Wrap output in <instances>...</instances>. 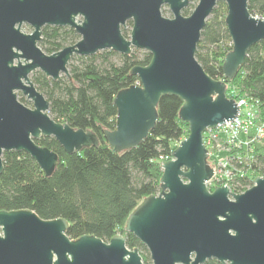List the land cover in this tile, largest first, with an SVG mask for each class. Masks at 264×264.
Masks as SVG:
<instances>
[{
    "label": "water",
    "instance_id": "95a60500",
    "mask_svg": "<svg viewBox=\"0 0 264 264\" xmlns=\"http://www.w3.org/2000/svg\"><path fill=\"white\" fill-rule=\"evenodd\" d=\"M218 1L227 7L225 25L232 48L223 60L224 79L206 73L195 57L206 20ZM249 0H0V174L4 151L29 154L44 174L58 163L55 152L37 143L53 136L67 153L97 144L89 129L73 128L49 114V101L29 74L40 70L57 80L69 77L73 55L104 49L150 52L146 65L130 73L139 83L113 98L116 124L104 130L108 145L123 151L138 145L158 119L156 106L166 94L182 100L179 118L188 135L161 164L160 190L143 198L126 219L125 230L149 252L152 264H264V176L241 193L223 186L210 191L212 175L203 135L238 113L226 96V82L243 65L248 49L264 39V19L248 9ZM167 6L172 16L162 14ZM132 23L126 37L122 28ZM31 27L30 32L22 25ZM44 25L68 26L79 35L71 45L45 53L38 45ZM18 92L32 102L27 106ZM229 195L232 198H229ZM64 218L43 219L31 209H0V264H145L121 234L108 242L90 235L71 239Z\"/></svg>",
    "mask_w": 264,
    "mask_h": 264
},
{
    "label": "trees",
    "instance_id": "16d2710c",
    "mask_svg": "<svg viewBox=\"0 0 264 264\" xmlns=\"http://www.w3.org/2000/svg\"><path fill=\"white\" fill-rule=\"evenodd\" d=\"M248 9L253 15L264 17V0H249ZM189 13L188 9L183 10L184 15ZM226 13L225 2L218 1L201 31L195 52L206 73L221 80L224 56L232 48ZM122 32L128 37L123 28ZM79 38L71 27L44 25L38 45L50 54ZM114 56L118 60H113ZM150 59V52L142 49H133L130 54L104 49L89 56L73 55L68 63L69 77L53 80L40 70L34 71L31 80L49 101L51 117L75 129L91 130L98 143L67 153L53 136L40 137L37 143L55 152L58 158L48 175L26 152L4 151L0 209H31L43 219L64 218L68 222L65 232L73 240L90 235L108 242L121 234L128 248L138 249L143 262L152 264L147 248L125 230V223L143 198L159 192L160 156L170 159L177 144L188 135V124L178 115L182 100L177 95H163L156 106L158 119L154 127L135 147L115 151L104 136V130L115 128L114 96L139 83L138 76L130 70L134 65L148 64ZM230 83L240 93L259 99L264 118V39L248 49ZM19 99L22 101V97ZM254 168L253 178L264 176V146L257 148ZM203 264L220 263L210 258Z\"/></svg>",
    "mask_w": 264,
    "mask_h": 264
},
{
    "label": "built area",
    "instance_id": "2783aa9c",
    "mask_svg": "<svg viewBox=\"0 0 264 264\" xmlns=\"http://www.w3.org/2000/svg\"><path fill=\"white\" fill-rule=\"evenodd\" d=\"M226 96L237 103L239 110L232 121L228 119L204 132L207 162L213 172L205 183L210 191L225 185L230 192L241 193L254 183L257 148L264 146V118L259 99L240 93L230 81L226 82ZM160 159L162 164L168 157Z\"/></svg>",
    "mask_w": 264,
    "mask_h": 264
},
{
    "label": "rangeland",
    "instance_id": "374dc122",
    "mask_svg": "<svg viewBox=\"0 0 264 264\" xmlns=\"http://www.w3.org/2000/svg\"><path fill=\"white\" fill-rule=\"evenodd\" d=\"M197 2H198V0H189L187 6H186L184 9H188V11L191 13L192 10L194 9L195 5L197 4ZM184 9H183V10H184ZM183 10H182V12H183ZM162 14H163V15L170 16V17L172 16V14H171L169 8H168L166 5L162 7ZM129 21H130V20H128V21L126 22L125 28L123 27V29L126 30V32L128 33V35H129V33H130V29H131V26H132V24H130ZM22 28H23V30L26 31V32H30V31H31V27H30L29 25H27V24H23V25H22ZM139 50H141V49H139ZM113 60H118V57H117V56H114V57H113ZM72 63H77V62H76V60H72ZM68 70H69V66H68ZM32 73H33V72H32ZM32 73L29 74L30 79H31ZM65 76H66V75H64V74L62 73L60 79L64 78ZM20 97H22V102H23L24 104H26L27 106L32 107V102L29 101V100H28L24 95H22L20 92H18V99H19ZM19 100H20V99H19ZM256 176H258V175H256Z\"/></svg>",
    "mask_w": 264,
    "mask_h": 264
}]
</instances>
